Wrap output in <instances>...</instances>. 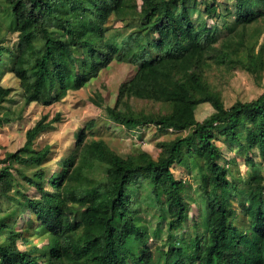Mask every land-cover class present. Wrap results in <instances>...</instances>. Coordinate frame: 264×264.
Listing matches in <instances>:
<instances>
[{
  "label": "trees",
  "instance_id": "1",
  "mask_svg": "<svg viewBox=\"0 0 264 264\" xmlns=\"http://www.w3.org/2000/svg\"><path fill=\"white\" fill-rule=\"evenodd\" d=\"M226 2L203 0L204 13L220 16ZM196 8V0H0V127L19 117L4 108L11 93L2 85L7 73L18 79L24 105H50L116 61L134 72L105 108L110 120L129 130H190L163 143L156 159L146 152L120 156L82 131L45 189L42 165L51 147L33 144L59 114L39 119L22 147L0 158V200L15 201L0 210V264H264V176H246L236 206L231 192L237 187L215 143L219 131L264 160V87L256 99L226 108L208 76L240 66L260 84L264 41L256 48L247 28L264 16V0H233L225 7L233 20L222 35L192 17ZM8 32L17 34L13 48ZM132 98L160 108L132 110ZM201 106L212 111L199 121ZM184 149L200 172L196 206L204 232L195 229L183 241L176 235L187 223L191 197L173 166ZM25 212L31 219L18 229L12 216ZM148 213L166 232L156 248L148 244L157 235L143 220ZM239 217L247 226L236 224Z\"/></svg>",
  "mask_w": 264,
  "mask_h": 264
},
{
  "label": "rangeland",
  "instance_id": "2",
  "mask_svg": "<svg viewBox=\"0 0 264 264\" xmlns=\"http://www.w3.org/2000/svg\"><path fill=\"white\" fill-rule=\"evenodd\" d=\"M196 1L197 8L192 13V17L196 20H205L208 26L215 27L219 34H225L227 32L225 26L232 23L233 20L232 17L225 15V7H231L233 0H226L227 4H223L220 16L215 15L213 17L206 16L204 13L203 0ZM247 32L252 41L258 40L257 48L264 41V16L250 24ZM16 36V33L8 32L6 44L10 48L15 47ZM133 72L134 69L129 64L114 61L102 69L97 77L91 79L82 89L69 91L59 102L50 105H44L40 102L24 105L18 79L12 73H7L2 79V85L10 88L11 93L4 103V108L10 111H18L19 117L0 127V158L5 153L16 151L22 147L25 142L26 131L39 119L45 116L46 120H51L59 114L58 120L42 132L33 144L35 149H40L45 145L51 147L42 165L45 171V189H50L47 182L48 177L60 170L59 159L64 158L75 146L78 134L82 131L86 133L87 139L103 140L120 156L146 152L153 159H156L163 150V143L185 136L190 130H159L154 125H144L129 130L106 116L105 108L114 104L119 82L128 78ZM208 76L209 81L221 92L222 101L226 108L237 100L245 102L256 99L263 92L264 71L260 84L254 80L251 73L240 66L230 69L223 67L214 69L209 71ZM128 105L132 110L144 112H156L160 108L159 104L134 98L128 101ZM211 111L208 106H201L196 119L199 121L204 119ZM240 130L244 136L245 130L242 127ZM215 143L219 151L223 153L219 162L221 164L226 163L228 178L237 187L236 191L232 190L231 199L238 206V191L246 190L244 183L246 176L250 174L264 176V160L258 150L251 149V151L246 152L238 147L237 143H231L228 136L219 131L216 133ZM248 157L252 158L251 162ZM181 159L180 162L174 164L173 172L176 178L182 179L188 184V194L191 197L189 201L191 209L187 223L176 235L177 239L184 241L195 229L203 233L204 221L203 217L198 215L196 206L197 203H201L202 197V192L198 188L201 182L200 172L187 149H184ZM14 203L15 201L11 198H3L0 200V210H8ZM12 217L19 229L31 219V214L25 212L19 216L15 214ZM142 217L148 224L149 232L157 231V235L149 239V246L151 248L160 246L166 238L163 224L159 225L157 218L152 213L144 214ZM236 224L239 227L247 226V222L240 217L236 220Z\"/></svg>",
  "mask_w": 264,
  "mask_h": 264
}]
</instances>
